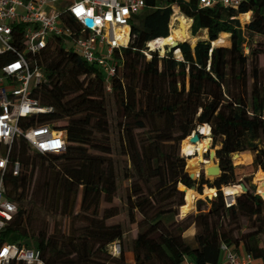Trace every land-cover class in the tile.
I'll use <instances>...</instances> for the list:
<instances>
[{
    "label": "trees",
    "instance_id": "obj_1",
    "mask_svg": "<svg viewBox=\"0 0 264 264\" xmlns=\"http://www.w3.org/2000/svg\"><path fill=\"white\" fill-rule=\"evenodd\" d=\"M172 5L190 21L183 24L184 36L177 22L171 29V15L178 12ZM202 31L206 38L193 47L186 40L164 56L149 50L147 58L143 52L148 42L153 48V40L169 34L178 41ZM131 32L110 92L101 70L64 50L59 39L35 57L44 80L33 96L53 111L21 118L19 125L62 130L66 146L59 154H41L23 137L10 146L0 143V155L8 152L9 157L5 197L17 208L0 231V244L38 249L44 264H128V250L134 264H180L184 259L218 264L222 244L236 250L242 246L264 262V189L256 188L262 197L248 189L230 207L220 191L234 183L233 154L251 151L253 163L264 168V67L259 63L264 0H242L237 9L200 8L197 0H146ZM220 34H228L229 46L212 44ZM110 100L119 115L112 116ZM203 124L210 126L212 146H219L221 174L210 180L201 173L196 183L180 145ZM113 154L126 160H114ZM15 161L20 163L16 176L10 170ZM124 181L126 215L137 227L127 243L123 224L110 222L120 213L118 206H102L113 203ZM202 185L218 193L212 192L207 211L190 213L194 201L186 198L194 197L185 198L182 190L197 186L201 191ZM191 225L196 231L188 240L182 233ZM112 242L120 244L119 255L110 252Z\"/></svg>",
    "mask_w": 264,
    "mask_h": 264
},
{
    "label": "built area",
    "instance_id": "obj_2",
    "mask_svg": "<svg viewBox=\"0 0 264 264\" xmlns=\"http://www.w3.org/2000/svg\"><path fill=\"white\" fill-rule=\"evenodd\" d=\"M188 1V0H186ZM242 0H197L200 8L217 4L237 9ZM146 0H0V143L10 146L15 137H23L30 148L41 154H59L65 150V133L50 125L23 129L21 118L48 114L52 106L41 104L34 96L44 80L43 69L35 57L61 40L64 50L77 53L86 63L98 67L105 89L110 92L111 79L123 65L121 50L131 41V24L145 8ZM173 6V5H172ZM171 6V7H172ZM177 13L171 15L174 17ZM70 16L73 21H65ZM92 20V25L86 24ZM153 41H156L153 40ZM144 54L150 58L149 50ZM9 166L8 152L0 155V231L16 213V204L5 197L4 177ZM13 175L20 173V163L10 166ZM235 204L226 198L225 205ZM119 255L120 244L109 245ZM218 264H253L254 258L221 245ZM21 261L44 264L40 250L4 241L0 244V264ZM194 264V263H190Z\"/></svg>",
    "mask_w": 264,
    "mask_h": 264
},
{
    "label": "rangeland",
    "instance_id": "obj_3",
    "mask_svg": "<svg viewBox=\"0 0 264 264\" xmlns=\"http://www.w3.org/2000/svg\"><path fill=\"white\" fill-rule=\"evenodd\" d=\"M176 10H178V9H176ZM177 14L183 16L186 19V21L190 22L188 18H186L183 14H181L179 12V10H178ZM238 18H239L240 21H243L244 20L241 16H238ZM171 19L173 20V17ZM175 22H176L175 20L173 22H171V29L177 27V24ZM240 25L243 27L245 24H242L240 22ZM171 29H170V31H171ZM172 35L173 34H169L168 36H171V38H172ZM199 38H206V31L200 32L199 34H197L193 38H191L189 36L187 38V40L194 42V41H196ZM256 39L259 40L261 38L256 37ZM175 41H177V40H175ZM229 43L230 42H229V36H228V34H226V35L220 34L219 35V38L214 43H212V44L213 45H220V46H229ZM164 48H165V50H163V51L159 47L152 48V50L156 54H158L159 56H164L165 53L168 50H170L168 45H164ZM244 51L247 52V47L246 46H244ZM174 55H175V57L178 60L181 59V58L177 57V54L175 52H174ZM259 63H260V65L262 67H264V56H262V55L260 56ZM109 106H110V108L112 110V116L119 115L118 111L114 107L113 102L111 100L109 101ZM65 123H66V121H61L60 122L61 125H64ZM198 130H200L199 127H198ZM200 132H201V130H200ZM113 135L115 136V134H113ZM206 137H209L210 138L208 142H206L205 139H204ZM200 143H201L200 150L198 152H196V156L200 160V163L201 162L208 163L209 162V160H208V153H209V151H211V150L216 151V149L219 146H212V137H211L210 133H209L208 136L201 133V138H200V141H199L198 144H200ZM198 144H195V145H198ZM180 146H181V148H180V154L186 160V169H187L186 171L191 172V173H194V175L195 174H198L199 172H200V174L203 173V168H205V164H204V166H201L200 163H199V168L195 172H193L190 169H188V157L189 156H187V154L183 150L184 149L183 148V142L181 143ZM112 158L114 160H118L119 162H122V160L123 161L126 160L124 156H121L119 154H113L112 155ZM190 158H191V156H190ZM203 158L206 159V160L203 161ZM246 158H247V154L246 153H242V154L237 153V154L231 156V160L233 162V165L236 166V170H235V180H234L233 185L236 186V187H238V184L240 182H245L250 191H253L254 190L255 193H257V190L250 185L251 183L249 181L251 180V176H252V173L254 172V168H256L257 177L259 178L260 181L264 182V170H262L264 168H262L261 166H256V164H254L253 162H252V165H253L252 167H250L249 165H246V163H245L246 162ZM237 160L239 162H237ZM216 162H217V159H215V160L212 161L213 164L216 163ZM213 164H211V165H213ZM236 173L243 174L244 175L243 178H241V179L239 178L238 179L237 176H236ZM204 177L207 178V179L213 180L216 176H213V175L207 176V175L204 174ZM198 180H199V178H196L194 181L197 183ZM127 184H128L127 181H124L123 182V185L120 188V190L118 191L117 197L114 199V201H113L112 204L103 203V205H102V206H118V208L120 209V213L117 216L113 217L110 220V222H119V223L123 224V226H124V228L126 230V235H125V239H124L125 243L129 242L131 240V238L133 236H135V234L137 232L136 223H130L128 221V218H127V215H126V211H125L124 198H125V193H126V190L125 189H126ZM222 187L223 186H221L222 194H223L224 199H226L228 197L225 195ZM206 188H210V187H208L207 185H204V189H203V193L202 194H199L198 192H196L194 190L196 192V195L194 196V198L193 199H187V200H190V201H194L192 207L195 210L191 211L190 213H197V212H200V211H207L209 209V207H210V201L212 200V198H210V196L212 194H209V193L205 192V189ZM259 188L260 189H264V187H259ZM189 189L190 190H193L191 188H189ZM184 190H185V194L184 195H185V198H186V196H187V192L186 191L188 190V188H184ZM215 190H216V188H215ZM241 193H243V192L242 191L240 192V188H239V194H241ZM257 194H259V193H257ZM236 196H238V195H235V197ZM229 198H231V197H229ZM199 200H200V203L198 202ZM79 201H80V197L78 198V203H79ZM185 205H186V202H185ZM181 212H182L181 213L182 215L185 214L183 211H181ZM190 213H188V214H190ZM183 217H181V218H183ZM141 218H142V213H140V212L137 211L136 212V219L137 220H140ZM181 218H178V219H181ZM185 238L188 239V240L191 239L189 237H185ZM128 264H133V262L132 263H128Z\"/></svg>",
    "mask_w": 264,
    "mask_h": 264
},
{
    "label": "bare ground",
    "instance_id": "obj_4",
    "mask_svg": "<svg viewBox=\"0 0 264 264\" xmlns=\"http://www.w3.org/2000/svg\"><path fill=\"white\" fill-rule=\"evenodd\" d=\"M172 8L174 9V12L176 11V9H178L177 7H173V6H172ZM179 16H180V18H175L174 20L178 23V21H177V19H178L182 24H185L187 22L186 19L181 15H179ZM240 16L242 18L244 17V15H240ZM174 42H175V40H174V34H173L172 38H171V36H167V37H164L162 39L156 40L153 44V48L159 47L163 51V50H165L164 45H171V44H174ZM176 52H177V50L175 51V53ZM199 129L201 130V133L204 135L208 136L210 133V126L208 124H203V125L199 126ZM204 139L206 142H208L210 138L206 137ZM199 141L196 143H191L187 137L183 142V148H184L183 150L187 154V156H189L188 157V169H190L193 172L198 170L199 163H200V160L196 156V152H198L200 150V146H201V143L198 144ZM195 144H198V145H195ZM190 156H191V158H190ZM208 160H209V162L205 163V168L210 166L211 164H213L212 163L213 160H211V159H208ZM195 176H197V174H195ZM249 182L251 184L256 185V188L257 187H264V182L260 181L256 175L251 177V180ZM239 188H240V192H241L242 190H241V186L239 184H238V187H236L234 185H229V186H224L223 191H224L226 196L234 197L236 194H239ZM214 191H215V189H213V188H206L205 189V192H207L209 194H212V192H214ZM186 192H187V196L191 197V198L196 195V192L194 190L188 189ZM186 199H188V198H186Z\"/></svg>",
    "mask_w": 264,
    "mask_h": 264
},
{
    "label": "water",
    "instance_id": "obj_5",
    "mask_svg": "<svg viewBox=\"0 0 264 264\" xmlns=\"http://www.w3.org/2000/svg\"><path fill=\"white\" fill-rule=\"evenodd\" d=\"M85 21H86V24L89 25V26H91L93 24L91 19H86ZM177 21H178V23H179L178 25H179V27L181 29V35L184 36L183 24L178 19H177ZM186 40L187 39L179 40V41H186ZM179 41H175L174 44L168 45L169 46V49L177 48V45H178V42ZM194 45H195V43L193 42L191 44V46L193 47ZM181 58H182V55H181ZM200 135H201L200 130L196 129L195 131H193L191 133V135L188 136V139H189V141L191 143H196V142H198L200 140ZM208 159H211V160L217 159V162L214 163V165H211V166H208L206 168H203V173L205 175H207V176H210V175H213V176H216V177L219 176L221 174V169H220V166H219V160H218V158L216 156V152L213 151V150L209 151V153H208ZM204 160H206V159L203 158V161ZM204 164H205L204 162H201L200 163L201 166H204ZM262 170H264V169H262ZM188 174H189V176L193 180H195L196 178H199L200 177V172L197 174V176H195L194 173H190V172H188ZM239 185L241 186L242 192H246L249 189L245 182H240ZM250 185L253 188L256 189V185H254V184H250ZM186 188H188V187H186ZM190 188L193 189V190H195L199 194H202L203 193V189H204V185H202L201 191L198 190L197 186H192ZM182 191L185 194V190H182ZM220 191L222 192V189H220ZM217 193H218V189L216 188V195H217ZM236 195H239V194H236ZM227 197L229 198L230 196H227ZM234 198H235V196H234Z\"/></svg>",
    "mask_w": 264,
    "mask_h": 264
},
{
    "label": "crops",
    "instance_id": "obj_6",
    "mask_svg": "<svg viewBox=\"0 0 264 264\" xmlns=\"http://www.w3.org/2000/svg\"><path fill=\"white\" fill-rule=\"evenodd\" d=\"M248 12L251 15V11H248ZM250 15H249V19H250ZM248 22H249V20H248ZM242 153H246L247 154V158H246V162H245L246 165H249L250 167H252L253 166L252 165V162H253V154H252V152L251 151H245V152H241L240 154H242ZM256 172H257L256 168H254V172L252 173L251 177L255 176V174L257 176ZM236 176H239V178L241 179V178H243L244 175L236 173ZM195 231H196L195 226L191 225L182 235H183V237L192 238L194 236V234H195ZM237 252L240 255H243L244 253H246L242 246H239L237 248ZM125 257H126L127 263H132L133 262V264H134V255H133L132 251H130V250L126 251L125 252ZM190 263H192V262L189 259H184L180 264H190ZM253 264H264V262H262L260 259H254Z\"/></svg>",
    "mask_w": 264,
    "mask_h": 264
}]
</instances>
